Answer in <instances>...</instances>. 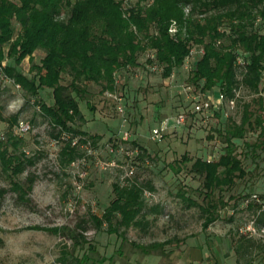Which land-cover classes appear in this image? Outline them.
Returning <instances> with one entry per match:
<instances>
[{
    "label": "trees",
    "instance_id": "1",
    "mask_svg": "<svg viewBox=\"0 0 264 264\" xmlns=\"http://www.w3.org/2000/svg\"><path fill=\"white\" fill-rule=\"evenodd\" d=\"M171 25L174 33L169 32ZM192 48H201L203 54L191 63L186 86L204 94L216 90L226 103L233 101L240 110L238 121L227 118L215 130L222 144L216 159L192 158L185 151L167 166L168 187L169 181L187 170L184 176L189 180L176 189L173 199L183 213L197 209V216L203 219L202 230H206L226 204L215 198V192L232 190L248 173L236 142L242 141L244 157L256 159L264 153V0H0V73L27 97L35 98L39 114L52 129L51 136L62 142L57 153L60 169L83 156L78 146L71 145L72 139L83 143L89 138L95 144V137L87 138L76 126L85 122L80 102L93 110L89 104L92 87L98 86L101 93L116 91V74L139 66L138 59L144 54L146 64L168 78L183 66ZM35 52H41L37 63L33 61ZM26 57L29 75L19 68ZM41 90L50 91L51 104L39 98ZM19 114L17 111L6 120L9 133L0 140V172L17 198L26 201L34 177L27 175L22 181L20 176L37 157L19 150L22 135L14 133ZM249 136L255 139L248 141ZM195 179L200 181L196 187L189 183ZM112 188L114 198L102 215L89 214L81 223H90L97 231L105 226L107 235L120 240L119 246L107 257L75 232L74 250L84 251L72 254L73 263L113 264L115 257L124 256L125 246L142 256L163 258L171 252L167 246L184 243V239L173 237L146 244L129 240L130 228L146 230L148 216L161 214L164 207L162 203L150 204L144 197L156 192L151 179L134 176L126 185L115 183ZM6 192L0 187V202ZM244 204L252 208L249 200ZM256 225L264 228V210L257 214ZM28 228L51 234L65 230ZM252 245L250 238L238 239L237 264L241 258H245L244 264L253 263L248 252ZM67 258L63 255L59 260L65 263Z\"/></svg>",
    "mask_w": 264,
    "mask_h": 264
},
{
    "label": "rangeland",
    "instance_id": "2",
    "mask_svg": "<svg viewBox=\"0 0 264 264\" xmlns=\"http://www.w3.org/2000/svg\"><path fill=\"white\" fill-rule=\"evenodd\" d=\"M40 57L41 52H35L33 61L37 63ZM146 58V54L141 55L139 66L117 73L115 92L124 99L131 133L128 144L142 151L134 163L135 176L158 183L154 196L144 197L150 204L158 201L165 205L161 214L148 216L150 224L146 230L130 228L127 238L146 244L173 237L184 239V243L179 247L167 246L166 250L171 252L163 258L156 255L142 256L132 252L130 246H125L124 256L115 257L113 264H237L235 247L240 237L253 241L248 250L254 259L252 264H264V228L256 225L257 214L264 210V153L261 152L256 159L244 157L242 141L236 142L237 152L248 173L237 181L232 190L215 192V198L223 199L226 204L219 208V218L206 230H202L203 219L197 216V209L183 213L179 202L173 199L176 189L180 185L184 187L183 183L189 180L184 176L187 170L184 169L175 181H169V187L161 177L158 178L185 151L192 158L199 156L216 159L222 152V144L215 130L227 118L238 121L239 108L223 104L211 118L203 122L200 115L190 112L191 106L186 97L187 71L191 62L185 60L180 69L174 70L170 77L163 78L159 69L152 70L146 64ZM29 67L30 61L26 57L19 68L29 75ZM39 94L41 100L51 104L49 90H41ZM34 102L35 98L27 97L22 89L16 88L0 73V140L4 137V141L9 133L6 120L20 111L18 120L28 122L30 130L21 136L23 145L19 150L27 156L37 157L34 165L29 166L20 176L22 181L27 175L34 177L26 201L17 198L9 189L8 180L0 172V187L7 190L0 202V264H75L71 261L72 254L81 255L84 251L78 248L74 250L72 236L75 232L83 234L87 241L95 244L101 255L109 257L119 246L120 240L107 235L105 226L97 231L92 224H82L81 221L86 220L89 214L102 215L114 198L112 185H121L125 181L122 177L128 159L118 154L111 157L105 148L106 145L116 147L120 141V119L115 105L100 92L98 86L92 87L89 104L93 110L85 102L79 103L85 122L77 123L76 126L86 133L87 138L95 137L92 146L98 151L99 159L113 160L114 163L102 171L96 167L95 160L89 158L84 169L86 176L79 179V167L60 169L58 166L57 153L62 142L51 136L52 129L41 117ZM181 110L187 114L185 125L168 132L160 142H152L149 139L151 129L162 118ZM254 139L255 136L247 138L248 141ZM190 164H186L187 167ZM189 183L196 187L200 181L195 179ZM79 185L80 188H77ZM253 195H256L258 201L250 200ZM246 200L250 201L252 208L244 204ZM32 226L63 227L65 230L60 234H51L28 228ZM63 255L68 257L65 263L59 260ZM248 256L246 254L245 257ZM244 261L245 258H241L240 264H244Z\"/></svg>",
    "mask_w": 264,
    "mask_h": 264
},
{
    "label": "built area",
    "instance_id": "3",
    "mask_svg": "<svg viewBox=\"0 0 264 264\" xmlns=\"http://www.w3.org/2000/svg\"><path fill=\"white\" fill-rule=\"evenodd\" d=\"M169 32L170 33L175 32L174 25H171ZM202 54H203V50L201 48H192L185 60L186 61L189 60L192 63L194 60H196V58L200 57ZM237 63L239 64L242 63L241 56L237 58ZM155 69H156L155 67L152 68V70ZM15 86L18 89L20 88L18 85ZM186 90H188L186 97L189 100L191 106L190 112H192L194 115H200L204 119L203 122H206L207 119L211 118L213 116V113L217 111L219 107H221L223 104H227L231 108H233L234 106L233 101H229L226 103L223 95L219 93L217 94L216 97H213L212 91H208L205 94H201L200 92H196L192 88L187 86H186ZM104 95L107 99L111 100L114 103L115 111L120 119L119 143L117 144L116 147H113V145H106L105 148L108 155H110L111 157L118 154V155H123L126 159H128V165L125 169L124 176L122 177V179L125 181L121 182V185H126L129 182V180H131L135 176L134 163L136 159L139 158L141 150L137 146L133 147V146H129L128 144L130 141L131 133L128 129L129 121L126 116V109H125L123 97L121 95H117L115 91H107L104 93ZM203 96L205 97V99H202ZM186 121H187V114L185 110H181L174 115L164 117L157 123L155 127L151 129L149 134V139L152 142H160L161 140H163L164 136L168 132L184 126ZM29 130H30L29 123L21 120H19L14 127V133L18 135L26 134ZM71 145L78 146V148L83 152V156L81 158L70 164V167L80 168V171H78L77 173L79 179H84L86 176V172L84 169L88 164L89 158H93L95 160L96 167H98L102 171H105L108 167L114 165L113 160L103 161L99 159L98 151L94 149V147L91 144V141L89 140H85V142L80 143L79 138H74L72 139ZM208 160L211 159L208 158ZM77 188H80V185ZM251 199L258 201L256 195H253Z\"/></svg>",
    "mask_w": 264,
    "mask_h": 264
},
{
    "label": "crops",
    "instance_id": "4",
    "mask_svg": "<svg viewBox=\"0 0 264 264\" xmlns=\"http://www.w3.org/2000/svg\"><path fill=\"white\" fill-rule=\"evenodd\" d=\"M116 76H117V74H116ZM117 82H118V78H117ZM213 93H212V96L213 97H216L217 96V91L216 90H214V91H212ZM214 92H216V94L214 93ZM208 158H210V157H208ZM161 177V180L164 182V183H166V181L169 179V173H167L166 171H165V173H164V175H162V176H159L158 178H160ZM153 184H154V186H155V188L157 189V182L155 183V182H153ZM158 190V189H157ZM156 190V191H157ZM149 196H154V194L153 195H149ZM156 203L158 202V201H155ZM163 205H165V204H163Z\"/></svg>",
    "mask_w": 264,
    "mask_h": 264
}]
</instances>
